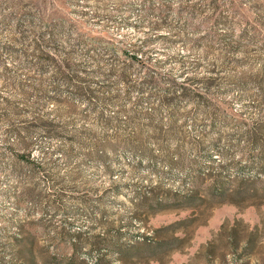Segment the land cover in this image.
Listing matches in <instances>:
<instances>
[{"label": "rangeland", "instance_id": "374dc122", "mask_svg": "<svg viewBox=\"0 0 264 264\" xmlns=\"http://www.w3.org/2000/svg\"><path fill=\"white\" fill-rule=\"evenodd\" d=\"M26 15L37 17L31 28L36 34L39 19L62 18L86 38L114 45L115 52L101 44L87 48L74 31L60 37L61 50L73 53L89 86L98 91L112 84L105 96L121 103L94 110L65 87L59 98L64 105L53 102L51 93L37 100L33 85L49 84L52 73L37 75L16 56L32 44L28 24L17 21ZM130 45L146 63L145 69H130L131 80L142 85L151 71L159 84L126 95V85L106 75L114 63L123 64L122 51ZM174 81L192 95L162 105ZM102 111L118 130L96 125ZM133 111L142 115L138 127L147 154L123 144L132 133L124 125ZM210 111L224 116L212 122ZM149 115L151 131L145 128ZM38 116L66 131L86 128L112 138L109 154L96 161L77 150L67 161L57 153L46 172L20 171L10 150L19 136L12 131ZM172 122L182 134L163 146L154 127L167 129ZM257 127L264 139V0H0V264H21L12 244L33 224L41 229L38 245L45 256L61 252L63 228L95 237L94 244L82 242L76 264H264V150L245 137ZM200 139L199 151L194 144ZM32 140L36 156L42 147L52 153L65 145L40 133ZM164 150L173 154L170 162ZM25 190L33 191L20 206ZM156 202L165 208L150 209ZM160 241L174 248L160 252ZM115 244L122 256L111 249Z\"/></svg>", "mask_w": 264, "mask_h": 264}, {"label": "trees", "instance_id": "16d2710c", "mask_svg": "<svg viewBox=\"0 0 264 264\" xmlns=\"http://www.w3.org/2000/svg\"><path fill=\"white\" fill-rule=\"evenodd\" d=\"M37 17H33L30 15L22 16L21 19H18V24H28L29 31L32 34V44L30 49H26L25 52L20 54L16 53V56L23 59L27 62V66L32 69V71H36L37 75H44L47 73V69H51L52 77L51 82L49 84L45 83L43 80L41 85L35 84L32 87V93L36 94V99L41 100L47 94H53L50 98L53 102L58 103L60 105H64L65 101H62L60 98V89L65 87L70 91L74 97L79 98L80 100L85 101L87 104L91 105L94 110L98 109V104L104 105L107 107L110 103L112 104H120L121 99L119 97L111 98L106 97L105 95L108 93V89L112 86L110 82L108 86H100L99 90L89 86L90 82H88V76L82 75L84 74L79 70L80 65H76L73 63V53L62 51L61 50V40L62 33L74 31L77 37L76 42L79 45H84L87 48H92L94 46H98L99 44L104 45L105 43H100L94 38H86L83 33L80 32L78 28H75L74 25L69 24L68 21L60 18L53 21H48L43 18L39 19L41 31L36 34L33 31L35 27V21ZM19 26V25H18ZM33 28V29H31ZM73 36V35H72ZM70 42V38L67 37L65 43ZM104 46H108V51L115 52V46L106 44ZM114 46V47H113ZM91 51V50H88ZM140 53L142 51L138 49L136 45H130L129 49H125L122 51V56L125 57V60L122 65H117L114 63L111 65L108 75H106L107 80H115L114 82L122 83L126 85L127 94H130L131 91L138 89L139 86L142 88L149 89L154 88L159 82L156 80V74L146 75V79H144L142 85H136L132 80V75L129 73L130 69L133 66L140 67V69H145V61L140 57ZM128 63V64H127ZM100 66L99 63H97ZM3 70L7 73H11L8 66L4 64ZM102 66V65H101ZM101 70L100 67H98ZM97 74L99 71L96 72ZM13 77V76H12ZM32 83H36L33 78H30ZM17 81L15 82L16 85ZM89 83V84H88ZM16 86H19L18 84ZM105 86V87H104ZM44 88V89H43ZM151 90V89H150ZM107 91V92H106ZM192 95L191 90L183 84H178L174 82L169 83V87L165 92L164 97L160 100L162 105L172 106L176 103L180 98L187 99ZM199 98H203L200 95H197ZM151 99V98H150ZM143 102V100H140ZM8 101L6 100L4 105H6ZM98 105V106H97ZM6 111L12 110L10 107L6 106ZM126 112V111H125ZM123 113V112H120ZM129 113V112H128ZM138 111H133L129 113L131 115L127 122L125 123L126 128L131 130L132 133L129 134L128 139H126L123 144L127 147H133L134 149L140 150L142 153L147 154L143 148L145 136L143 129H139L138 121L141 120L142 115H137ZM207 117L211 119L212 122L216 121L220 117H223V114H218L214 112H206ZM140 116V119L138 118ZM145 116V115H144ZM97 118V119H96ZM96 125L102 126L103 130L108 131L110 127H115L117 129V125H114L113 117H106L105 112H97L96 115ZM146 122L150 124L148 127V131H151L152 119L146 117ZM56 120H50L45 117H36L32 119L30 122L26 123L25 128L20 130H13L12 132L16 133L19 136L17 144L10 148L11 154L14 157L16 162V167L18 165H22L23 167L20 169L23 170L24 167H30L31 171H43L46 172V169L52 160V156L54 154H61L65 160H72L75 157V152H83L84 159H92L96 161H103L107 157V153L111 146L110 141L112 138H108L105 136H99L92 130L86 128H74L73 130L66 131V127H59L56 125ZM170 128L160 129L154 127V134L157 135L156 141H159L163 146L166 145L171 140H176L179 135L182 134L180 130L176 127V124L172 122ZM120 126V125H119ZM119 128V127H118ZM118 130V129H117ZM262 128H254L252 131H248L245 133V137H248V142L250 145L259 147L262 151L264 150V139L259 138V134L263 133ZM105 131V132H106ZM156 131V132H155ZM36 133L41 134V138L50 139L51 141H62L65 145L63 148L53 149L52 153L49 150H46L45 147H42L40 151V155L36 156L34 154L35 144L33 143L32 137ZM120 131H116V138L121 137ZM25 135V136H23ZM259 136V137H258ZM146 139V138H145ZM147 140V139H146ZM202 139L198 140L194 144V148L197 150L202 149ZM106 151V153H105ZM180 149H178V153ZM177 153V154H178ZM263 155V153H262ZM163 158L170 162L171 158H173V154L170 153L169 150L163 151ZM182 158V155L179 156ZM257 157L258 162L262 159ZM19 171V173H21ZM51 175V173H50ZM202 176L199 174V177ZM55 192V189H52ZM33 190H25V195L19 199L18 204L21 206L22 203L25 202V199L30 197ZM62 196V195H60ZM146 198L141 197L140 202L146 203ZM54 204V202H52ZM150 209L158 211L165 208L161 202H156L155 205H149ZM25 228L22 230V236L20 239H15L13 241V257L16 261L21 264H76L77 263V254L79 252L80 246L82 242L88 241L92 242L95 237H90L88 239H84L82 233L72 234L67 228H63L58 233V251L55 252L52 256H45L43 249L38 245V234L41 232V229L38 225H30L29 227L24 226ZM74 238V243L72 240ZM91 244H94L93 242ZM113 244V243H112ZM174 246L170 245L167 241H160L157 243V249L160 252L166 253L172 250ZM111 249L113 252L118 253L122 256V250L116 244L112 245ZM72 251V255L68 257L66 251ZM96 264H106L104 259H100Z\"/></svg>", "mask_w": 264, "mask_h": 264}]
</instances>
